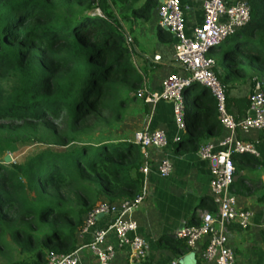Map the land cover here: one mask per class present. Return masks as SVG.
<instances>
[{
    "label": "trees",
    "instance_id": "obj_1",
    "mask_svg": "<svg viewBox=\"0 0 264 264\" xmlns=\"http://www.w3.org/2000/svg\"><path fill=\"white\" fill-rule=\"evenodd\" d=\"M129 1L0 0V154L17 146L44 147L12 164L0 162V258L7 259L5 264H43L48 255L73 253L83 219L97 204L129 202L141 194L140 169L148 163L134 139L96 142L85 134L90 114L121 115L127 99H138L137 89L150 91L152 73L159 68L121 26L129 19L152 18L159 0H138L130 13L120 14ZM247 2L249 23L214 58L227 107L244 110L247 97L230 99L228 86L250 82L254 74L264 77V0ZM156 33L162 44L173 42L157 22ZM134 58L143 65L137 68ZM182 101L185 129L171 148L197 153L223 132L216 103L197 84L187 88ZM253 159L232 157L233 194H249L240 165H252ZM260 203L264 207V194Z\"/></svg>",
    "mask_w": 264,
    "mask_h": 264
},
{
    "label": "built area",
    "instance_id": "obj_2",
    "mask_svg": "<svg viewBox=\"0 0 264 264\" xmlns=\"http://www.w3.org/2000/svg\"><path fill=\"white\" fill-rule=\"evenodd\" d=\"M202 13L201 26L194 30L192 38H188L184 34L185 25L179 1L162 0L157 13V27L173 38L170 63L175 65L176 71L161 80L158 92L142 88L138 91V97L150 107L151 113L161 102H169L172 105L173 122L177 131L174 142L178 134L185 129L182 95L187 88L197 84L206 89L215 100L223 132L220 137L202 146L198 156L209 165V191L211 195L220 197L219 210L215 216L204 212L199 225L176 231L175 238L181 241L187 250L201 247L200 260L203 263L235 264L234 253L227 245L224 225L235 221L244 230L251 224L254 214L247 209H237L229 194L235 173L232 157L258 156L255 146L243 141L240 134L251 130L264 133V93L261 85L254 82L247 95L248 108L237 119V113L227 107L225 91L214 72L216 63L213 49L250 21L247 0H204ZM219 51L220 49L216 52ZM153 61L159 64L161 57L157 55ZM134 142L140 146L144 157L147 156L148 149L160 151L169 144L166 133L159 129H145L136 133ZM171 171L169 160L162 159L157 167L159 177L166 178ZM140 172L143 175L140 196L119 204L100 202L83 219L80 235L93 232L92 240L83 249L92 255L97 264H116L115 249L106 244L109 233L114 235L118 248L126 249L125 264H141L147 257L145 241L139 235L137 224L132 219V212L146 196L148 165L145 164ZM100 216L110 217L111 222L105 229L95 230ZM43 264H79V258L75 251L70 254H53L48 255ZM167 264L179 263L173 260Z\"/></svg>",
    "mask_w": 264,
    "mask_h": 264
},
{
    "label": "crops",
    "instance_id": "obj_3",
    "mask_svg": "<svg viewBox=\"0 0 264 264\" xmlns=\"http://www.w3.org/2000/svg\"><path fill=\"white\" fill-rule=\"evenodd\" d=\"M138 0H130L121 10L120 14H128L137 6ZM184 19V34L188 38L193 37V32L202 24V3L204 0H178ZM162 0H159V6ZM158 6V8H159ZM152 32L156 30L157 14L150 19ZM149 20V21H150ZM142 21V20H139ZM148 21V22H149ZM174 41L169 45H159V49H165L159 57V68L152 73L150 91L160 89L161 80L172 71H176L175 65L170 63ZM166 49H169L166 51ZM157 56V55H156ZM216 69H214V72ZM229 81V80H228ZM228 86L226 95L230 99L247 97L252 84L249 81ZM237 84V85H236ZM237 116L246 110L236 107L229 108ZM172 105L159 103L152 113L149 129H162L165 131L169 144L164 150L148 149L146 196L132 212V219L136 222L138 233L145 241L147 257L141 264H167L176 260L179 264H206L200 260L201 247L195 250L179 251V240L175 238V232L184 228L197 226L204 212L216 215L220 206V197L211 195L209 191V165L202 161L198 152L174 151L171 144L177 135L173 126ZM240 112H242L240 114ZM239 114V115H238ZM243 141L252 143L258 153L252 161L254 164H241L242 173L246 176V185L250 192L247 195H235L230 190L229 194L234 199L237 209H247L253 212L251 224L246 229H241L237 222H227L224 232L227 245L235 256V264H264V207L260 199L264 194V134L257 131H249L240 134ZM168 159L172 165V171L166 178L158 175L157 167L162 159ZM234 178L235 175H234ZM111 222L110 217L100 216L96 223V229H105ZM93 237V232L86 235L78 234L75 252L79 258V264H97L92 255L83 249ZM178 243V244H177ZM106 244L115 249L116 264L126 263V249L118 248L114 235L108 234ZM178 250V251H176ZM247 250V255H241L240 251Z\"/></svg>",
    "mask_w": 264,
    "mask_h": 264
},
{
    "label": "rangeland",
    "instance_id": "obj_4",
    "mask_svg": "<svg viewBox=\"0 0 264 264\" xmlns=\"http://www.w3.org/2000/svg\"><path fill=\"white\" fill-rule=\"evenodd\" d=\"M157 13H158V8L154 9L153 14L151 15L152 18L154 14ZM152 18L149 17V20ZM149 20L131 21L129 19L128 21H124V22L122 21L121 26L125 34H127L134 40L132 41L135 45L134 47L143 54L144 58L153 61V58L156 55H160L163 51H165V49H159L160 47L159 45H162V40L156 33V30L152 32L151 29L152 22L151 20L150 21ZM130 45H132V43H130ZM223 45L224 43H222L220 46H216L213 49L214 58L218 53L216 51L222 49ZM167 50L169 49H166V51ZM133 61L137 68L143 65V61L141 58L140 59L134 58ZM248 77L249 76H246L244 79L247 80ZM249 78H252L250 82L252 83L258 82L261 85V87H264L263 76L254 74ZM152 92H156V91H152ZM126 94H127L126 89H121V95L123 97H126ZM137 95H138V89H137ZM161 103H169V102H161ZM151 115L152 113L150 112V107L146 105L141 98L138 97V99H127V103L124 107V110H122V113L119 116H116L115 114H112L108 111H99L97 113L90 114V116L87 118V125L85 126V134L86 136L94 139V141L96 142L102 138L109 139L113 137L116 138L122 137L128 140L131 139L133 140L134 135L136 133L141 132L145 129L150 130L147 124L149 123ZM58 126L59 125H57L56 127ZM173 126L175 127L174 122H173ZM56 129L58 132L62 130L61 128H56ZM153 130L154 129H151L150 131ZM43 149L44 147L41 145H34L32 147H26V148L17 146L13 149V151L5 152L3 155L0 154V162L4 163L5 158L9 157L10 159L9 162L7 164L5 163L6 165H9L12 164L14 161L24 157L25 155L35 154ZM240 254L247 255V250L245 251V253L241 250ZM6 262H7L6 258H0V264H5Z\"/></svg>",
    "mask_w": 264,
    "mask_h": 264
},
{
    "label": "water",
    "instance_id": "obj_5",
    "mask_svg": "<svg viewBox=\"0 0 264 264\" xmlns=\"http://www.w3.org/2000/svg\"><path fill=\"white\" fill-rule=\"evenodd\" d=\"M9 160H10L9 157H6L5 160H4V163L7 164V163L9 162ZM235 180H236V178H234V181H235Z\"/></svg>",
    "mask_w": 264,
    "mask_h": 264
}]
</instances>
